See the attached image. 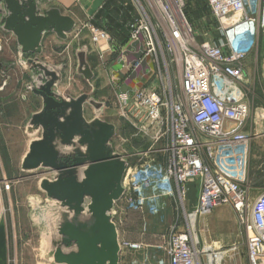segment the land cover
Here are the masks:
<instances>
[{
  "label": "built area",
  "instance_id": "1",
  "mask_svg": "<svg viewBox=\"0 0 264 264\" xmlns=\"http://www.w3.org/2000/svg\"><path fill=\"white\" fill-rule=\"evenodd\" d=\"M196 1L132 0L136 17L128 23L129 38L144 42L151 64L147 83L118 93V108L150 142L145 156L162 158L158 166L151 163L163 173L161 195L172 196L175 185L185 197L188 183L199 178L193 214L232 205L245 229L248 263L264 264V191L250 201L252 136L243 131L251 114L246 93L253 84L245 60L264 38V0H203L218 23L217 37L203 41L188 18ZM91 28L94 43L113 41L105 28ZM256 114L264 121V111ZM147 178L149 186L154 180ZM128 246L136 251L144 244ZM164 251L169 264H197L199 251L180 226L172 228Z\"/></svg>",
  "mask_w": 264,
  "mask_h": 264
},
{
  "label": "rangeland",
  "instance_id": "2",
  "mask_svg": "<svg viewBox=\"0 0 264 264\" xmlns=\"http://www.w3.org/2000/svg\"><path fill=\"white\" fill-rule=\"evenodd\" d=\"M34 1L41 13L47 11L42 10L39 0ZM187 12L194 34L199 41L217 37L218 23L210 15L203 0H197ZM8 15L9 12L2 1L0 3V88L13 84L31 93L33 88L44 85L47 79L45 72L37 69L36 71L40 73L38 77L34 76L33 80L32 75L35 70L32 67L28 68L29 58L39 57V61L47 69L52 70L53 64L48 63L49 60L46 62L45 57L71 56L73 77L67 85L68 91L71 90L76 94L83 92L93 99L94 105L88 104L85 112L89 122L99 118L113 123L116 127L110 147L112 153L122 156L126 169L121 181L123 192L118 199L113 200L107 215L115 225L119 236V264L136 263L132 259L140 253H146L150 244L159 251V254L165 253L164 248L172 228L176 226L190 232V239L199 251L197 264H249L245 229L232 205H219L212 211L195 215L188 206L189 192L183 197L173 185L172 196L161 195L164 181L154 180L155 170L158 167H152V161L145 156L148 139L120 115L118 86L109 77V68L113 59V55L109 52V44L94 43L90 28L89 31L76 34L73 45L68 50L61 48L62 50L59 51L52 46V43L45 46L44 40L50 37V33H47L39 54L23 53L17 36L5 28ZM84 34L89 36L84 38ZM47 39L46 42L49 43ZM60 45L63 47V44ZM263 53L264 38L259 52L255 54L261 57ZM81 61L87 62L92 77L86 78L81 73ZM76 71L80 76L76 75ZM262 73L264 84V68ZM250 76L254 85V78ZM9 80H12L11 84L6 86L5 82ZM263 84L256 81L255 88L260 97H263L261 91ZM10 131L9 128L8 133ZM16 139V135L12 133L8 136V144L0 145V264H66L55 259L57 249L60 248L64 254L76 253L78 245L76 241L64 243L65 236L60 233L61 228L66 222L74 220L78 225H92L94 217L89 209L91 198L87 197L84 200V211L77 217L75 212L61 200L49 197L47 191L42 188V183L45 180L55 181L58 173L43 165L36 170H26L24 161L30 146L23 153L19 151L20 144H16ZM4 146L7 148L5 152H3ZM66 149L73 153L64 156L62 160L70 162H73V157L78 156V149L81 152L86 151L85 146L78 144L66 146ZM84 167L86 166H82L83 169ZM148 176L154 180L149 186L146 185ZM83 178V172H78L77 179L80 181ZM136 181L140 183L138 189L133 187ZM195 190L196 192L200 190L199 178L196 180ZM183 199L186 200L185 205ZM160 213L163 214L162 217L159 216ZM248 213L249 211L245 216ZM134 242H142L143 248L136 251L131 249L128 244ZM139 260V264H145L148 259L143 255ZM156 264L163 263L157 260Z\"/></svg>",
  "mask_w": 264,
  "mask_h": 264
},
{
  "label": "water",
  "instance_id": "3",
  "mask_svg": "<svg viewBox=\"0 0 264 264\" xmlns=\"http://www.w3.org/2000/svg\"><path fill=\"white\" fill-rule=\"evenodd\" d=\"M2 1L9 12L5 28L17 36L23 53L39 54L47 33L53 32L67 39L68 33L75 28L74 19L57 8L41 13L34 0H0V3ZM27 66L43 70L47 82L33 88L43 97L45 105L33 116L29 131L40 127L43 131L39 139L31 142L24 168L36 170L43 165L55 170L58 173L56 180L42 183L48 196L61 200L77 217L84 211V200L90 197L89 209L94 217L90 226L78 225L75 220L62 226L60 233L65 236L64 243L76 241L78 252L64 254L58 248L55 259L66 264H119V236L107 215L113 200L123 192L121 181L126 169L122 156L112 153L110 147L116 127L99 118L91 122L86 119L85 105L95 103L89 94L64 98L52 91L60 76L47 69L38 58H29ZM80 69L86 78L92 77L87 62L81 61ZM77 144L85 146L86 151L78 149L73 162L63 161L64 156L73 153L66 146ZM80 171L84 178L79 181L77 174Z\"/></svg>",
  "mask_w": 264,
  "mask_h": 264
},
{
  "label": "crops",
  "instance_id": "4",
  "mask_svg": "<svg viewBox=\"0 0 264 264\" xmlns=\"http://www.w3.org/2000/svg\"><path fill=\"white\" fill-rule=\"evenodd\" d=\"M107 1L108 0H39V4L41 5L43 11L57 8L63 15L72 17L76 23L73 32L74 30L76 31L74 33H72V31L68 33L67 39H62L58 37L56 33L51 32L49 34V39L46 38L48 42H50L47 43L45 39L44 45L47 46L48 44L52 43V46L57 50L61 48L68 50L73 45L76 34L79 32L81 34L84 31L90 30L92 25L91 20L95 17L99 10L103 8ZM119 3L127 10L132 8L133 11H136L132 0H119ZM123 13L124 14L117 15L116 19L119 22H122L125 18H127L124 11ZM105 22L106 19L101 18L102 26L99 28H107ZM127 22L128 21L125 22L123 27L127 30V34H119L116 29H106L111 33L113 40L109 44V52L113 55L112 63L109 68V77L113 82H115V85L118 86L119 92L129 91L132 93L142 83H147L146 81L148 75H146V71L148 65L151 64V59L145 54V44L142 40L133 42L129 38ZM87 36L89 35H85L84 38ZM60 44H63V47H60ZM256 52H259V50ZM255 53L250 54L245 60L246 69L249 75H252L254 78V85L252 84V89L246 93V101L251 106V114L243 127V131L251 134L252 136L249 152V175L252 183V186L249 188V198L251 202L254 201L256 197H258L264 191V174L261 172L262 168L264 167V132L261 129V125L264 123V121L256 118L257 112L264 111V84L262 78V70L264 68V53L261 55V57ZM45 58H47L46 62L49 60L48 63L53 64L51 69L56 71L60 76V81L56 83L52 91L60 94V96L64 98H67L68 96L77 98L84 94L83 92L76 94L71 90L68 91L67 89V85L70 84V81L73 77L71 56L60 57L53 55L47 56ZM138 60L141 61V65L139 67H135L134 63ZM33 70H35L33 73L34 75H32L34 80V76L38 77L40 71H36L37 69L35 68H33ZM76 75L80 76L77 71ZM62 80L64 81L62 82ZM65 80H68L69 82H66ZM256 81H259V83L263 84L261 87L263 97H260V94L256 91ZM11 82L12 80H9L8 82L6 81L5 85L8 86L11 84ZM44 105L43 97L36 94L34 91L30 93L26 89L19 88L13 84L8 87L0 88V145L3 143L8 144V136H11L13 133L17 138L16 144H20L19 151L23 153L26 152L29 149L31 142L39 139L42 136L43 129L41 127L34 130L33 132L29 131V127H32L30 123L33 116L37 113H40L43 110ZM87 106L88 104L85 105V112L87 110ZM85 117L87 119L86 114ZM9 128L11 130L10 133H8ZM149 148L150 142L148 141L145 151H147ZM5 151H7V148L4 146L3 152ZM148 159L152 161V164L157 166L162 160L159 155H150ZM162 176V171L157 168L153 177L154 180L160 182L163 179ZM195 184L196 180L188 183L187 185L189 191V200L187 202L189 208L192 209L198 202L199 191L196 192ZM147 193L150 194V191L147 190ZM159 216L162 217L163 214L160 213ZM143 255L146 259H148L145 264H156L157 260H161L163 264H169V259L166 253L162 252L159 254V251L156 250L152 244L148 245L146 253H140V255L132 259L133 262H136L134 264H139V259Z\"/></svg>",
  "mask_w": 264,
  "mask_h": 264
},
{
  "label": "trees",
  "instance_id": "5",
  "mask_svg": "<svg viewBox=\"0 0 264 264\" xmlns=\"http://www.w3.org/2000/svg\"><path fill=\"white\" fill-rule=\"evenodd\" d=\"M123 11L125 12L127 18H125L122 22H119L116 19L117 15L124 14ZM135 17L136 11H133L132 8H129V10H127L123 5L119 3V0H108L103 6V8L100 9L99 12L95 15V17L91 20V24L96 25L97 27H101V18H105L106 27L108 28V30L116 29L119 34H127V30L123 28L125 22H130Z\"/></svg>",
  "mask_w": 264,
  "mask_h": 264
}]
</instances>
